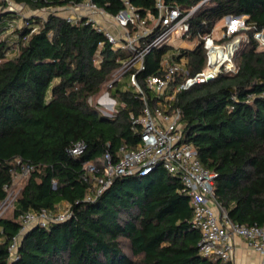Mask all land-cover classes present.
I'll return each instance as SVG.
<instances>
[{
  "label": "trees",
  "instance_id": "16d2710c",
  "mask_svg": "<svg viewBox=\"0 0 264 264\" xmlns=\"http://www.w3.org/2000/svg\"><path fill=\"white\" fill-rule=\"evenodd\" d=\"M14 1L32 9L63 4ZM94 1L110 14L124 10L120 0ZM202 1L166 0L186 9ZM130 2L142 15L156 13L154 0ZM229 15L244 17L252 29L239 53L237 73L222 72L183 90L173 104L182 111L184 140L214 174L219 206L236 224L264 226V52H256L254 38L264 31V0H209L190 18V26L194 35L203 36ZM15 18L16 13L0 15V205L14 175L22 167L30 172L12 217L0 218V264H233L200 253L201 235L192 225L193 209L179 177L162 167L144 177L115 176L98 194L108 178L100 170L103 182L95 186L87 174L86 163H99L107 151L117 163L122 147L132 150L140 142L142 127L134 128L130 115L141 116L145 103L127 82L109 90L119 105L113 117L93 104L126 53L113 49L85 21L73 25L50 13L44 22L27 19L41 24L40 31L24 26L8 34V22ZM169 49L151 51L137 77L152 108L159 100L146 79L159 74ZM182 54L190 75L203 70L202 42ZM80 141L86 150L74 156L70 150ZM61 203L70 206L71 217L28 230L11 259L9 248L22 216L55 212Z\"/></svg>",
  "mask_w": 264,
  "mask_h": 264
},
{
  "label": "built area",
  "instance_id": "2783aa9c",
  "mask_svg": "<svg viewBox=\"0 0 264 264\" xmlns=\"http://www.w3.org/2000/svg\"><path fill=\"white\" fill-rule=\"evenodd\" d=\"M60 1L63 4L49 9H32L30 15L26 17L23 10L27 6L24 4L14 0H0V15L7 12L17 15V18L8 22V33L24 26L31 27L32 33L38 32L41 24L31 25L27 19L36 18L44 22L50 13L73 25L84 21L91 24L94 29L103 33L113 49L126 53V56L117 60L119 67L113 72L112 79L107 83L100 100L103 104L112 105L115 111L117 102L109 90L117 83L127 82L128 88L131 87L143 95L145 103L141 116L136 117L133 113L130 115L134 128L142 127L138 146L132 150L122 147L117 163L113 162L111 153L107 151L99 163L85 164L87 174L91 177L98 176L102 167L104 176L108 178L104 186L98 190V194L115 176L144 177L162 167L170 175L180 178L184 191L190 198L193 209L192 225L200 232L198 246L202 255L225 262L231 261L234 254V237L243 238L250 248L264 253V226L247 227L236 224L219 206L214 195V174L203 166L193 145L184 140L182 111L173 104L176 95L183 90L207 83L222 72L237 73L235 56L238 43H226V38L242 28L245 23L232 20L228 23L229 31L227 35H223L224 39H216L212 33L197 36L191 32L190 18L209 0H203L191 9L166 0H154L156 13L146 15L138 12L130 0H120L124 4V10L118 14H110L94 0ZM261 35L263 34L258 32L254 34L255 38H260ZM193 37L199 44L203 43L205 66L202 71L190 75L188 58L174 44H181ZM102 45L103 43H100L99 48ZM162 47L170 49L161 58L159 74L149 75L146 79V86L159 100L156 107L152 108L137 77L146 68L147 55L154 49ZM101 61L99 53L96 56V63L99 64ZM86 147V144L80 141L70 152L74 156H81ZM29 172V167H22L20 174L27 176ZM91 199L93 197L90 195L88 200ZM15 201L16 199L8 196L1 203L0 210L5 206L14 207ZM70 217L71 210L68 204H65L63 210L58 208L55 212L46 209L27 212L21 218L18 235L11 242L9 248L11 259L17 257L18 246L28 230L36 226L48 228L53 223L64 222Z\"/></svg>",
  "mask_w": 264,
  "mask_h": 264
},
{
  "label": "rangeland",
  "instance_id": "374dc122",
  "mask_svg": "<svg viewBox=\"0 0 264 264\" xmlns=\"http://www.w3.org/2000/svg\"><path fill=\"white\" fill-rule=\"evenodd\" d=\"M32 11V8L29 7H24V15L26 17H28L30 15V12ZM41 13V12H40ZM42 13H44V11H42ZM43 15V14H42ZM47 17V14H44ZM244 22L245 23V18L244 17H240L239 19L234 20V22ZM231 21L227 20L226 18L222 19L221 21H219L216 26L214 27V29L211 31V33L213 34V36L216 39H224L223 37L225 35L228 34L229 28H228V23H230ZM216 29V30H215ZM215 30V31H214ZM252 31V29L248 26H246V23L244 24V26L240 29H238L234 35V33L230 36L227 37L226 39V43H233L236 42L238 43V49L236 52V59H235V65L238 66V62H239V53L240 51L245 47V44H247V42L249 41L248 39V32ZM258 33H262L264 34V31L262 32H258ZM9 34V33H8ZM8 34H5L3 36V38H5ZM224 35V36H223ZM255 38V36H254ZM256 41L258 42V49H257V53H262L264 52V41L260 38H255ZM176 45V47H178V50L182 53L185 50H192L194 48H196L199 45V42L197 41V39L195 37L191 38L189 41H183L181 44L176 43L174 44ZM235 47V46H234ZM14 53L9 54V57H13ZM104 92V91H103ZM102 94V93H101ZM95 97L93 99V104H95L98 109L107 117H113L115 114V111L118 110V103L115 105V111H113L112 109V105L110 106V104H103V102L100 100V96ZM117 102V101H116ZM113 104V103H112ZM101 170H103V168H100ZM104 172V171H102ZM95 186H97L98 184H100V180L101 178L98 176H92L91 177ZM27 179V176H22V174L17 173L14 175V183L12 185V187L8 190V196L11 199H17V196L19 194V192L21 191V188L23 187V185L25 184V181ZM62 204V203H61ZM2 205H0L1 207ZM13 208L14 207H2L0 210V217H6V218H11L13 215ZM65 208V204L60 206L59 209L63 210Z\"/></svg>",
  "mask_w": 264,
  "mask_h": 264
},
{
  "label": "crops",
  "instance_id": "0c3cea01",
  "mask_svg": "<svg viewBox=\"0 0 264 264\" xmlns=\"http://www.w3.org/2000/svg\"><path fill=\"white\" fill-rule=\"evenodd\" d=\"M190 50V49H189ZM66 203L59 205L62 206ZM234 254L231 262L233 264H263L264 253L255 251L250 248L246 241L241 237H234Z\"/></svg>",
  "mask_w": 264,
  "mask_h": 264
},
{
  "label": "water",
  "instance_id": "95a60500",
  "mask_svg": "<svg viewBox=\"0 0 264 264\" xmlns=\"http://www.w3.org/2000/svg\"><path fill=\"white\" fill-rule=\"evenodd\" d=\"M241 16H226V19L229 20V21H232V20H236V19H239Z\"/></svg>",
  "mask_w": 264,
  "mask_h": 264
},
{
  "label": "bare ground",
  "instance_id": "6f19581e",
  "mask_svg": "<svg viewBox=\"0 0 264 264\" xmlns=\"http://www.w3.org/2000/svg\"><path fill=\"white\" fill-rule=\"evenodd\" d=\"M236 47V46H235Z\"/></svg>",
  "mask_w": 264,
  "mask_h": 264
}]
</instances>
